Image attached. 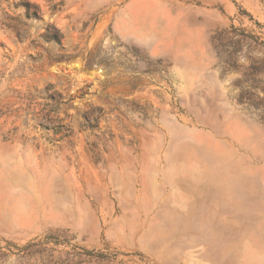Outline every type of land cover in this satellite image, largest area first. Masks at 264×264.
I'll use <instances>...</instances> for the list:
<instances>
[{"label": "rangeland", "instance_id": "1", "mask_svg": "<svg viewBox=\"0 0 264 264\" xmlns=\"http://www.w3.org/2000/svg\"><path fill=\"white\" fill-rule=\"evenodd\" d=\"M131 2L0 0V264H264V0Z\"/></svg>", "mask_w": 264, "mask_h": 264}, {"label": "crops", "instance_id": "2", "mask_svg": "<svg viewBox=\"0 0 264 264\" xmlns=\"http://www.w3.org/2000/svg\"><path fill=\"white\" fill-rule=\"evenodd\" d=\"M129 8L134 4L151 5L157 12V16L153 23L142 21L139 23L132 22V15L130 9L129 13H122L117 20L113 22L115 31L122 37L133 39L134 41L150 46L151 54L153 56L160 55V48L164 46L166 39L171 37V26L166 23V10L168 11L170 4H173L174 0H131ZM171 16V15H170ZM159 52V53H158ZM206 59L209 63H212L213 55L206 45V51L204 52ZM224 124L219 127H206L200 131V135L192 137H253V129L250 122L240 115L233 117L228 115L224 119ZM190 137V136H189ZM260 137H263L260 136Z\"/></svg>", "mask_w": 264, "mask_h": 264}, {"label": "bare ground", "instance_id": "3", "mask_svg": "<svg viewBox=\"0 0 264 264\" xmlns=\"http://www.w3.org/2000/svg\"><path fill=\"white\" fill-rule=\"evenodd\" d=\"M180 150H181V149H180ZM217 165H219V164H217ZM215 167H217V166H215ZM219 167H220V165H219ZM219 167H218V168H219ZM182 170H183V169H182ZM215 175H216V174H215ZM174 178H175V177H174ZM212 178H213V177H212ZM239 178H240V177H239ZM239 178H238V179H239ZM176 179H177V178H176ZM181 182H182V181H181ZM236 189H237V188H236Z\"/></svg>", "mask_w": 264, "mask_h": 264}]
</instances>
